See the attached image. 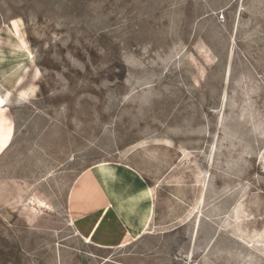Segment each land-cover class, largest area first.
Returning a JSON list of instances; mask_svg holds the SVG:
<instances>
[{"label":"rangeland","instance_id":"1","mask_svg":"<svg viewBox=\"0 0 264 264\" xmlns=\"http://www.w3.org/2000/svg\"><path fill=\"white\" fill-rule=\"evenodd\" d=\"M0 264H264V0H0Z\"/></svg>","mask_w":264,"mask_h":264},{"label":"snow or ice","instance_id":"2","mask_svg":"<svg viewBox=\"0 0 264 264\" xmlns=\"http://www.w3.org/2000/svg\"><path fill=\"white\" fill-rule=\"evenodd\" d=\"M0 103H3V101H0Z\"/></svg>","mask_w":264,"mask_h":264}]
</instances>
